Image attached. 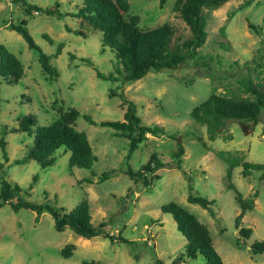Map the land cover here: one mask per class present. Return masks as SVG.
Masks as SVG:
<instances>
[{
	"label": "rangeland",
	"instance_id": "rangeland-1",
	"mask_svg": "<svg viewBox=\"0 0 264 264\" xmlns=\"http://www.w3.org/2000/svg\"><path fill=\"white\" fill-rule=\"evenodd\" d=\"M27 1L41 10L31 9L27 14L21 2L0 0V43L19 59L23 69L16 82H0V136L7 158L4 160L0 151V178L20 185L27 191V199L65 211L85 195L91 222L101 223L102 230L115 239L111 241L102 234L85 238L68 226L56 230L47 210L36 217L32 209L20 207L14 211L3 204L0 264H75L81 260L153 264L155 259L171 264L183 250L184 237L171 215L160 210V205L168 201L177 202L206 225L224 264H264V250H249L250 242L264 239V177L255 168L242 175L240 164L241 160L264 162V110L251 133L243 134L236 121H227L213 139L207 137L204 124L188 113L211 91L250 97L239 83L245 76L264 89V0H225L215 7L202 6L206 38L195 57L174 68L148 70L120 87L118 80L95 75V69L114 72L112 53L107 48L100 51V32L88 28L81 36L64 28L65 24L77 28V17L70 12L81 0ZM158 1L128 0L129 11L139 16L138 28L167 23L172 29L171 43L187 38L189 28L174 9V0H165L162 5ZM49 9H58L62 15L49 13ZM21 18H25L35 43L50 55L49 62L57 69L55 77L42 71L36 52L27 47L18 32L6 26ZM57 44L60 50L54 54ZM109 89L121 91L134 102L142 123L162 127L157 135L147 133L128 158L125 137L115 134L110 126L90 123L84 117L95 122L122 118L124 104L119 96L109 95ZM68 107L77 109L73 126L86 134L96 159L89 168L69 167L68 151L58 147L52 153L54 162L41 167L29 156L33 135L11 131L10 127L25 114H30L36 125L47 124ZM176 141L183 147L181 166L189 177L172 166L170 154L176 149ZM151 154L163 163L155 171L158 178L143 184L142 179L133 180L123 172L127 165L139 168ZM231 157L238 164L232 166L229 180L242 196L254 194L252 208L240 219V224L251 230L244 239H239L234 224L239 206L233 190L226 186V159ZM18 158L24 161L14 163ZM110 169L115 172L99 180L100 172ZM145 176L148 179L149 174ZM188 192L212 198V214L198 203L187 201ZM117 236L129 241H120ZM67 243L73 248L64 257L60 248ZM175 264L205 262L197 255Z\"/></svg>",
	"mask_w": 264,
	"mask_h": 264
},
{
	"label": "trees",
	"instance_id": "trees-1",
	"mask_svg": "<svg viewBox=\"0 0 264 264\" xmlns=\"http://www.w3.org/2000/svg\"><path fill=\"white\" fill-rule=\"evenodd\" d=\"M12 1L21 2L25 6L24 11L27 14H30L31 9L41 10L39 5L27 0ZM223 1L225 0H174V9L177 10L180 18L190 31L187 38L176 43H171L172 29L167 23L146 29L138 28L139 16L129 11L128 0H81L76 5V9L70 12L77 17V28H70L66 24L64 28L81 36L86 35V29L88 28L100 32V51L107 48L112 53L114 72L103 73L95 69V75L113 81L118 80L120 87L126 82L140 78L148 70L158 71L165 68H174L179 66L185 59L195 57L197 48L206 38L205 16L201 11V7H215ZM158 2L159 5H162L165 0H159ZM55 4L57 5L56 2ZM47 11L57 16L62 15L58 9ZM25 24V18H21L17 22H7L6 26L18 32L25 40L27 47L36 52L42 71L47 73L50 78L55 77L57 69L49 62L50 55L35 43ZM248 24L253 29L256 28L253 23L248 22ZM41 35L48 42H52L47 34L42 33ZM59 50L60 44H57L54 54H57ZM22 70L19 59L3 43H0V82H16L21 77ZM239 83L250 97L227 96L211 91L202 101L192 106L188 111L194 121L204 124L209 139H213L227 121H236L243 134H249L253 131L261 111L264 110V89L248 76L240 78ZM110 94L119 96L122 104H124L121 119H104L95 122L88 116L84 117L90 123L110 126L114 129L115 134L125 137L127 139L125 158H128L138 144L146 139L147 133L157 135L162 127L156 123H142L140 117L136 114L134 102L127 99L121 91L116 92L109 89ZM77 115L76 108L68 107L66 110L60 111L49 123L36 125L32 116L25 114L17 120L15 126L10 127V130H23L33 135L29 156L36 160L41 167L52 164L54 162L52 153L58 147H62V151H68L67 164L69 167L89 168L96 159V155L92 152L86 134L73 126V121ZM0 151L4 160H7L5 157V142L2 136H0ZM170 155L173 159L172 166L189 177L181 166L183 147L179 142L176 141V149ZM226 160L229 164L225 172L226 186L233 190L234 198L239 206V211L234 217V224L239 239H244L249 236L251 230L240 224V219L246 210L252 208L254 194L252 196H242L235 188L229 180V176L232 166L238 164V162L232 157ZM23 161V158L13 159L14 163ZM240 164L242 165V175H246L251 168H255L260 169L261 176L264 177V162L241 160ZM162 166L163 163L154 154H151L139 168L132 169L127 165L123 172L133 180L140 178L143 184H148L150 178L159 177L155 171ZM113 172H115L113 169L100 172L99 180ZM145 174H149L148 179ZM34 179L35 175L32 176V180ZM82 179L90 181L89 177ZM24 194L26 195L27 191L16 182H10L3 177L0 178V206L7 204L14 211L20 207L29 208L35 211L36 217L43 210H47L52 216L53 227L56 230H62L65 226H68L76 234L85 238L102 234L111 241L115 239V236L111 233L102 230L101 223L94 225L91 222L89 205L85 195H82L70 210L65 211L62 207H54L46 202L27 199ZM186 199L189 202L198 203L212 214V204L214 202L212 198L208 199L205 196L188 192ZM160 210L171 215L176 229L184 237L183 250L174 257L171 264L180 262L184 258H194L197 255L203 258L205 264H224L211 243L208 228L194 214L174 201L161 204ZM117 238L120 241H129L122 236H117ZM236 244H239L238 241ZM72 248V243L64 244L60 248V255L69 256ZM249 250L252 253L263 251L264 239L250 242ZM75 264L100 263L94 260H81ZM153 264L163 263L160 259H155Z\"/></svg>",
	"mask_w": 264,
	"mask_h": 264
}]
</instances>
